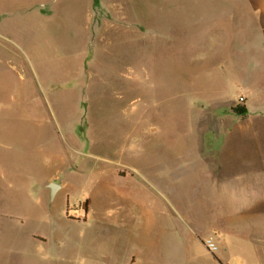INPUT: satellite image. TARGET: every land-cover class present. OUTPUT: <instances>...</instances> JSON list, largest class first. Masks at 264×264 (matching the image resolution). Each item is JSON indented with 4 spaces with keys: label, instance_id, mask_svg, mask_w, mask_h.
<instances>
[{
    "label": "rangeland",
    "instance_id": "374dc122",
    "mask_svg": "<svg viewBox=\"0 0 264 264\" xmlns=\"http://www.w3.org/2000/svg\"><path fill=\"white\" fill-rule=\"evenodd\" d=\"M233 1L0 0V264L156 262L218 235L206 186L264 178V78ZM241 91L254 111L226 137ZM256 241L224 258L264 264Z\"/></svg>",
    "mask_w": 264,
    "mask_h": 264
},
{
    "label": "crops",
    "instance_id": "0c3cea01",
    "mask_svg": "<svg viewBox=\"0 0 264 264\" xmlns=\"http://www.w3.org/2000/svg\"><path fill=\"white\" fill-rule=\"evenodd\" d=\"M230 5L231 10L236 11L240 10L242 6L240 11L247 15L246 19H243L242 26L237 28H241L243 32L248 31L250 38L241 40L237 45L245 48L241 54L250 55L247 60V65L250 64V67L246 71L252 75L256 74L260 81L264 78V0H235ZM198 27L201 31L205 30L203 27ZM219 67L223 72L224 67L222 65ZM208 77L213 78L210 74L205 75V78ZM220 77L228 78L226 75H220ZM223 97L220 105H225L222 107V111L227 109L226 114L233 115L234 112L231 111V107L227 103L229 101L236 102L239 97L243 98L241 106L246 109V113L233 122L234 127L231 128L227 125L224 135L229 137L235 128L236 130L242 128V132H244V125L248 123L246 118L254 111L253 104L256 102L246 91L239 92L236 99ZM261 109L264 110V106ZM258 122L263 124L264 117H261ZM223 123L224 121L221 122V124ZM249 180V184L242 186L240 190L234 186H206L205 196L210 204V219L213 224H216V230H218L216 237H210L217 245V250L214 253H209L203 245L196 250L187 247H167L161 249L159 253L157 252L160 257L154 262L153 258L149 257L155 255L153 249H145L144 252L135 254L138 256H132L124 262L126 264H230L224 256L231 251V247L241 248L244 251L245 239L251 236L257 239L256 249H264V178L260 171H255L249 176ZM96 253V257H87L94 264H109V262H103V254H107L109 261L113 260L114 264L122 263L121 254L117 250H108L107 252L99 248L96 249ZM172 255H178V257H167Z\"/></svg>",
    "mask_w": 264,
    "mask_h": 264
},
{
    "label": "built area",
    "instance_id": "2783aa9c",
    "mask_svg": "<svg viewBox=\"0 0 264 264\" xmlns=\"http://www.w3.org/2000/svg\"><path fill=\"white\" fill-rule=\"evenodd\" d=\"M237 101H238V103H242L243 102V98L239 97ZM203 244H204V247L207 249V251L209 253H214L217 250L216 243L210 238L204 240Z\"/></svg>",
    "mask_w": 264,
    "mask_h": 264
},
{
    "label": "water",
    "instance_id": "95a60500",
    "mask_svg": "<svg viewBox=\"0 0 264 264\" xmlns=\"http://www.w3.org/2000/svg\"><path fill=\"white\" fill-rule=\"evenodd\" d=\"M46 187L49 190V199L52 200L55 192L59 189L60 186L54 182H50Z\"/></svg>",
    "mask_w": 264,
    "mask_h": 264
},
{
    "label": "trees",
    "instance_id": "16d2710c",
    "mask_svg": "<svg viewBox=\"0 0 264 264\" xmlns=\"http://www.w3.org/2000/svg\"><path fill=\"white\" fill-rule=\"evenodd\" d=\"M233 112L237 115H244L246 113V109L244 106H238L233 109Z\"/></svg>",
    "mask_w": 264,
    "mask_h": 264
}]
</instances>
